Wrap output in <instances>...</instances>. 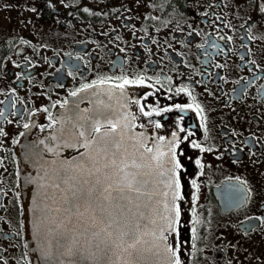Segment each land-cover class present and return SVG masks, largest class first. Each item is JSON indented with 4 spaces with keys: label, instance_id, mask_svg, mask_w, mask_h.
Listing matches in <instances>:
<instances>
[{
    "label": "flooded vegetation",
    "instance_id": "obj_1",
    "mask_svg": "<svg viewBox=\"0 0 264 264\" xmlns=\"http://www.w3.org/2000/svg\"><path fill=\"white\" fill-rule=\"evenodd\" d=\"M114 96L145 149L177 133L181 264H264V0H0V264H42L35 157L82 152Z\"/></svg>",
    "mask_w": 264,
    "mask_h": 264
},
{
    "label": "water",
    "instance_id": "obj_2",
    "mask_svg": "<svg viewBox=\"0 0 264 264\" xmlns=\"http://www.w3.org/2000/svg\"><path fill=\"white\" fill-rule=\"evenodd\" d=\"M115 96L109 109L118 126L105 137L107 144L93 143L81 152L90 158L82 160L81 153L35 157L29 223L42 264H167L159 239L164 212L158 201L163 197L154 195L163 188L161 178L153 154L126 120L128 104ZM129 173L136 175L139 192L127 187ZM133 243L135 249L129 247Z\"/></svg>",
    "mask_w": 264,
    "mask_h": 264
},
{
    "label": "snow or ice",
    "instance_id": "obj_3",
    "mask_svg": "<svg viewBox=\"0 0 264 264\" xmlns=\"http://www.w3.org/2000/svg\"><path fill=\"white\" fill-rule=\"evenodd\" d=\"M87 11V9H85ZM143 79L133 81L125 79L123 83L117 85L120 89H123L125 85L132 84V83H143ZM100 83H104V81H100ZM84 88H90L93 87V85H84ZM177 91H187L186 89H178ZM73 96L77 95L76 92L72 93ZM176 107H180V105H177ZM187 107L191 108L193 105H187ZM196 108L199 111H203L199 105H196ZM47 111V109H45ZM151 112H145L144 115L150 116ZM55 123V121H53ZM111 128L103 133L102 135L98 137H94L93 139L89 140L88 136L85 135V131L81 130L76 135L78 137H83V142L79 144V146H82L84 148H89L91 144L99 142L101 145L107 144L108 141L105 140V137L109 135L110 132H114L117 128V124L112 123ZM157 127H160L159 123L156 124ZM25 128L28 127V125H24ZM183 131V129H181ZM100 133L101 132V125L97 122L94 126H92L89 130V136L91 133ZM173 139L169 140L167 144L161 145L159 142H157L154 145V148H147L146 151L149 153H152L151 160L154 162V167L157 170V175L161 178L159 180V183L163 185V188L157 192L154 193V195H159L163 197L162 200L158 201L159 204L163 205V212L164 214L160 217L161 220L164 222L162 226L160 227V235L159 239L160 241L164 242L163 246V253L165 254L167 258V264H181L180 259L177 256L178 248H173L171 245H168L166 243L167 236L165 233H176L178 235L177 225L179 224V217H180V204L178 203L180 200L183 199V196L181 194V184H180V178H181V172L184 170V164L182 163L180 157L176 153V148L179 146V139H177V133L173 132L172 134ZM186 139V137H185ZM159 140H164L163 137H160ZM42 143V142H41ZM69 147H77V144H69ZM116 147H119V144L115 145ZM144 146L143 144L141 145ZM192 147L199 148L200 145L193 142ZM155 149V150H154ZM166 149V150H165ZM52 151H55V149H51ZM85 157L90 158V153L85 152L81 153L82 160ZM115 163V161H113ZM195 163L197 165H200V160H196ZM76 167H81V165H75ZM86 166V164L84 165ZM127 167V166H125ZM128 175L131 176V179L129 180L127 187L135 192H139L140 188L136 187V175L133 173H129ZM192 184L195 185V180L192 181ZM58 186V185H57ZM193 232H195V229H192ZM132 239H136V242L138 243L139 240L136 237H130ZM58 243L63 244L62 240H58ZM129 247L135 249L136 244L133 243ZM158 253L161 250L159 245H156ZM127 251V249H125ZM69 252H71V249H68ZM101 251L103 249L101 248ZM105 256L107 255V252L104 253ZM129 264H136L135 261H130Z\"/></svg>",
    "mask_w": 264,
    "mask_h": 264
}]
</instances>
